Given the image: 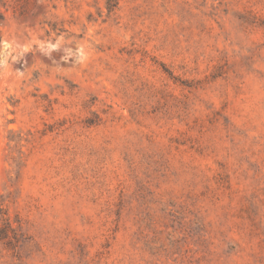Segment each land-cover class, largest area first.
Listing matches in <instances>:
<instances>
[{
  "label": "rangeland",
  "instance_id": "obj_1",
  "mask_svg": "<svg viewBox=\"0 0 264 264\" xmlns=\"http://www.w3.org/2000/svg\"><path fill=\"white\" fill-rule=\"evenodd\" d=\"M0 264H264V0H0Z\"/></svg>",
  "mask_w": 264,
  "mask_h": 264
}]
</instances>
